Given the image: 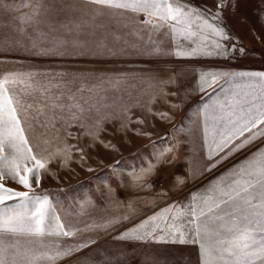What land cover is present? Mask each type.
<instances>
[{"label":"snow or ice","instance_id":"1","mask_svg":"<svg viewBox=\"0 0 264 264\" xmlns=\"http://www.w3.org/2000/svg\"><path fill=\"white\" fill-rule=\"evenodd\" d=\"M244 2L0 0V264H120L129 259L120 246L133 244L178 254L158 261L153 253L152 264H264V70L232 67L252 55L230 23ZM256 7L264 23V0ZM133 57L220 66L193 69L195 87L173 75L71 67ZM43 61L61 67L37 63ZM145 81L156 90L146 92ZM195 94L207 98L195 114L199 175L224 170L186 202L133 223L142 211L132 204L127 213L93 217L90 197L65 208L41 190L49 176L61 178L60 170L94 171L89 162L102 150L119 151L117 138L150 136V118L171 123ZM158 103L168 111L154 108ZM187 135L173 125L171 141L156 152V163L132 175L133 184L143 188L159 168L175 164ZM229 161L236 162L226 167ZM176 183L179 195L186 181ZM107 236L114 252L99 243Z\"/></svg>","mask_w":264,"mask_h":264},{"label":"rangeland","instance_id":"2","mask_svg":"<svg viewBox=\"0 0 264 264\" xmlns=\"http://www.w3.org/2000/svg\"><path fill=\"white\" fill-rule=\"evenodd\" d=\"M256 4L257 0H245L242 12L230 22L232 30L240 37L245 49L252 53L251 56L240 59L232 65L234 68L264 70V57L261 56V53L264 52V23L259 18ZM37 63L46 68L61 67L57 62L43 61ZM205 66H220V62L213 60H175L167 57L157 61L148 57H133L127 60L71 65L74 70L95 69L101 75L136 77L156 75L165 80L173 75L177 76L179 82L184 83L186 87H195V74L192 70ZM148 69L152 71H145ZM150 83L152 82L145 81L141 85L148 93L156 90L149 86ZM160 86L173 91L176 89V85ZM171 99L178 102V97H171ZM206 99L203 94H195L190 99H186L183 107L175 112V119L171 123L159 118H150L155 124V127L145 129L151 133L150 136L129 134L123 143L117 138L114 142L119 151L107 152L102 150L93 161L89 162L94 171L88 172L78 165L75 172L60 170L61 178L56 179L49 176L43 182L41 190L48 192L50 199L54 202L63 203L65 208L73 206L81 198L90 197L94 207L88 208L87 211L93 217L124 214L128 212L127 205L132 204L138 211H142V215L133 220V223H139L140 219L153 214L154 211H159L160 208L166 207L173 201L177 203L186 202L185 197L206 185L224 170V168H218L203 177L199 175L200 161L198 157L202 134L196 128L197 117L195 114L201 104L206 102ZM153 107L161 111H168L167 105L163 103H158ZM175 124H179V127L188 133L180 149V159L173 165L159 168L148 179V183L143 188H138L133 184L132 175L156 163L155 154L164 146L165 142L171 141L169 132ZM234 162L236 161L226 162L225 166H231V163ZM193 173L197 176L195 182L192 180ZM178 177L185 179L186 186L179 191V195H176L180 188V185L176 183ZM109 188L112 189L111 192H109ZM162 190L168 193L166 197L159 195ZM153 203L157 204L155 208L152 207ZM76 210L78 211V207ZM127 226L130 227L131 224ZM99 243L105 245L110 252L115 251L111 236L104 237ZM120 247L126 250L129 257L127 261H121L120 264H152V260L148 257H151L153 253L156 254L158 261L163 259L165 255H178L172 252L166 253L163 246L158 245L133 244L130 246L121 245Z\"/></svg>","mask_w":264,"mask_h":264}]
</instances>
